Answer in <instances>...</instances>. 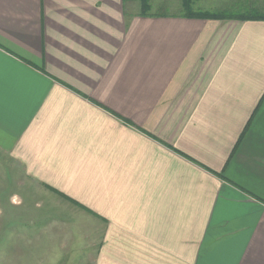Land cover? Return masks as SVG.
<instances>
[{
  "label": "crops",
  "instance_id": "0c3cea01",
  "mask_svg": "<svg viewBox=\"0 0 264 264\" xmlns=\"http://www.w3.org/2000/svg\"><path fill=\"white\" fill-rule=\"evenodd\" d=\"M0 156L70 264H264V0H0Z\"/></svg>",
  "mask_w": 264,
  "mask_h": 264
},
{
  "label": "rangeland",
  "instance_id": "374dc122",
  "mask_svg": "<svg viewBox=\"0 0 264 264\" xmlns=\"http://www.w3.org/2000/svg\"><path fill=\"white\" fill-rule=\"evenodd\" d=\"M173 8L174 5L164 9L172 11ZM10 161L13 160L0 156V264H41L37 255L43 254L44 250L37 253V249L44 245H38L37 241L44 242L48 238H56L58 244L48 248L50 251L46 255L57 257L59 264L74 262L71 255L83 254V248L71 246L73 240L83 239V232L77 230L83 223L82 219L70 215L73 222L70 227L68 215H58L61 208L50 207V200L43 199L37 205V197H30L29 186L21 183L26 179L22 168ZM42 227L44 229L39 230ZM54 230L60 235L59 239L52 235ZM70 233L73 239L69 245ZM75 249L77 253H73Z\"/></svg>",
  "mask_w": 264,
  "mask_h": 264
},
{
  "label": "trees",
  "instance_id": "16d2710c",
  "mask_svg": "<svg viewBox=\"0 0 264 264\" xmlns=\"http://www.w3.org/2000/svg\"><path fill=\"white\" fill-rule=\"evenodd\" d=\"M148 2V0H146ZM189 10V12L191 11L190 15H193V16H199V17H203V18H220V17H224L223 15H218L216 16L217 14H212V13H206V12H194L192 11L193 9H191V6H190V2H188V6L187 8ZM238 17H247L246 15H240Z\"/></svg>",
  "mask_w": 264,
  "mask_h": 264
}]
</instances>
